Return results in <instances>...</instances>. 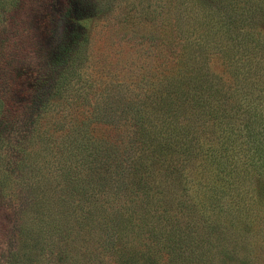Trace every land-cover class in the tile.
Wrapping results in <instances>:
<instances>
[{"label":"trees","instance_id":"obj_1","mask_svg":"<svg viewBox=\"0 0 264 264\" xmlns=\"http://www.w3.org/2000/svg\"><path fill=\"white\" fill-rule=\"evenodd\" d=\"M261 23L264 0H0V264H264ZM99 24L137 82L103 80Z\"/></svg>","mask_w":264,"mask_h":264},{"label":"rangeland","instance_id":"obj_2","mask_svg":"<svg viewBox=\"0 0 264 264\" xmlns=\"http://www.w3.org/2000/svg\"><path fill=\"white\" fill-rule=\"evenodd\" d=\"M100 25L101 24L97 25L98 28L96 27L97 29L95 30V32H97V34H96V38H97L96 47L99 45H101L103 47L101 48V50H99L97 52V55H100L102 53L106 54V53H108V51H110V53H111V56L106 60V67L103 65L100 67L101 69H99L103 74V80L115 81L118 77L125 76V78L128 77L130 82H132V81L137 82V80H138L137 77L135 78V77H132L130 75L131 73H129L128 67L124 66L125 63L124 62L123 63L117 62L118 61L117 59L120 56L118 48L116 46L107 44L105 39H103V38L99 39L98 38L100 36V34H103V31H101L99 29ZM261 26L264 27V23H263V25L261 23ZM108 45H109V49H108ZM144 48H145L146 53H148V51L146 50V47H144ZM142 49L143 48H140V46H137L136 43L129 41L128 45L125 47L123 52H125L126 54H130L129 58L134 59V62H136V63H143L144 61L147 63V65H145V69L141 70L140 73L144 76H146V74H147V79L145 78L144 81L146 84H149L155 80V78H150V77H152L153 73L156 74V71L152 68L153 63L151 61H148L149 58L146 57L145 53H142ZM103 55H100V57H103ZM213 63H214L213 68L217 72H220L223 69V67H221L219 65L218 61L215 60V61H213ZM100 64L101 63H98V65H100Z\"/></svg>","mask_w":264,"mask_h":264}]
</instances>
